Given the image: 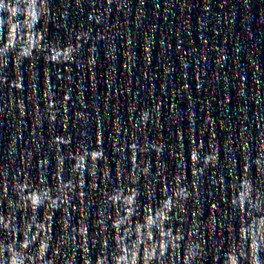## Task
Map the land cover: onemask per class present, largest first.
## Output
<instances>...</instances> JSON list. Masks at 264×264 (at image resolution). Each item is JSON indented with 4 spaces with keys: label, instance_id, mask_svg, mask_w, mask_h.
Returning a JSON list of instances; mask_svg holds the SVG:
<instances>
[{
    "label": "clouds",
    "instance_id": "clouds-1",
    "mask_svg": "<svg viewBox=\"0 0 264 264\" xmlns=\"http://www.w3.org/2000/svg\"><path fill=\"white\" fill-rule=\"evenodd\" d=\"M23 2V0H15L14 3L11 2V0H9L8 4L5 5L2 0H0V12L2 11H7L10 14V19L11 16H15L17 12H19L20 9V3ZM32 2L34 3V0H32ZM4 24V20L2 18H0V26H2ZM12 36H14V28H13V32L12 35L10 36V41ZM233 264H234V260H233ZM254 264H257V261H255V257H254Z\"/></svg>",
    "mask_w": 264,
    "mask_h": 264
},
{
    "label": "snow or ice",
    "instance_id": "snow-or-ice-1",
    "mask_svg": "<svg viewBox=\"0 0 264 264\" xmlns=\"http://www.w3.org/2000/svg\"><path fill=\"white\" fill-rule=\"evenodd\" d=\"M35 202V201H34Z\"/></svg>",
    "mask_w": 264,
    "mask_h": 264
}]
</instances>
